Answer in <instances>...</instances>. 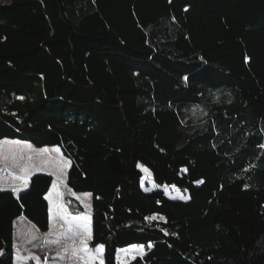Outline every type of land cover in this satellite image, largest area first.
Returning <instances> with one entry per match:
<instances>
[{"label": "trees", "instance_id": "trees-1", "mask_svg": "<svg viewBox=\"0 0 264 264\" xmlns=\"http://www.w3.org/2000/svg\"><path fill=\"white\" fill-rule=\"evenodd\" d=\"M1 1L0 140L60 148L105 264H264V0ZM53 179L0 191V264L20 216L49 230Z\"/></svg>", "mask_w": 264, "mask_h": 264}, {"label": "snow or ice", "instance_id": "snow-or-ice-1", "mask_svg": "<svg viewBox=\"0 0 264 264\" xmlns=\"http://www.w3.org/2000/svg\"><path fill=\"white\" fill-rule=\"evenodd\" d=\"M20 99H23V97ZM260 147L264 148V145ZM51 153L58 155L54 157ZM59 154V147L52 149L47 147L35 148L31 143L20 140H0V191H4L7 186L13 193H19L28 187L31 177L36 172L47 170V174L54 177V179L52 180L50 192L44 197L49 204V233L46 235H52L59 224V227L66 229L65 235L73 240L74 245L77 239L79 241L78 246H74L71 251V258L74 264L76 261H82L83 264H105V245L99 244L95 247H90L89 242L93 239L90 216L85 213L72 215L69 213L65 203L62 202V193L59 191V187L65 184L66 171L71 166V161L64 159ZM36 161L39 162L40 166L44 167L38 166L35 163ZM15 169H19V173L14 171ZM144 171L147 172L148 170L144 169ZM5 173L11 179V182L7 183V185L4 179ZM199 183H202V181ZM52 191L56 192L55 200L51 198ZM145 191H148V189H145ZM83 195L87 197L91 194L85 193ZM180 198L187 199L185 196ZM83 206L85 209L90 207L87 203H83ZM146 219L154 220L156 217L153 216ZM61 221L62 223H60ZM131 247L136 248L137 246L133 245ZM142 249L143 246H140L137 251L142 254ZM129 251V249L119 250L117 254L118 264H128L126 259L121 258L120 253L127 257ZM17 258L19 259V257Z\"/></svg>", "mask_w": 264, "mask_h": 264}, {"label": "rangeland", "instance_id": "rangeland-1", "mask_svg": "<svg viewBox=\"0 0 264 264\" xmlns=\"http://www.w3.org/2000/svg\"><path fill=\"white\" fill-rule=\"evenodd\" d=\"M11 1L12 0H2L1 3H8ZM22 142H25V141H22ZM27 143H29V142H27ZM56 147L57 146L47 147V148H56ZM35 148H37V147H35ZM59 155L63 156L61 150H60ZM63 158L66 159L64 156H63ZM66 160H68V159H66ZM35 163H37V165L40 166L38 161H36ZM40 167H44V166H40ZM139 168L143 173L142 187L144 190L148 189V191H152V190H156V189H162L166 193V195L172 199H179V200H188L189 199L188 192L181 191L179 188H176L174 186H166V185L165 186H159L154 182L153 177L151 175V172L145 166L140 165ZM144 169H147L148 171L145 172ZM67 172H68V169L66 171L65 184L60 185V187H59V191L62 193L63 198H64V196H71V195H69L71 192L67 188L68 187L67 182H66L67 181L66 180L67 179ZM37 173L47 174V170L46 171H38V172H36V174ZM181 196H185V197H187V199H181L180 198ZM73 197H75V196L73 195ZM51 198L53 200L56 199V192L55 191H52ZM76 199L78 200V198H76ZM86 199L83 202L89 204L90 207L85 209L84 213L89 215L90 217H92V215H91L92 195L87 196ZM81 204L83 205V203H81ZM155 217H156V219L162 218L159 216H155ZM90 227L92 230V224H90ZM60 229H61V227H59V224H58L57 229L53 231V234L48 235V236H52L53 238L48 239V241H47L48 246L44 250H42V248L40 247L39 244L43 241V239L45 237L44 236L45 232H42L43 234H37L36 235V234L32 233V231H30L29 229H21L19 227V223H17V227L15 230V258H14V263L15 264H74V262L71 258V251H72V248L74 246H78L79 241L77 239L76 244L74 245L73 240L69 239L68 237L55 239V237H54L55 233H58V232L61 233L59 231ZM33 237H35V239H33ZM135 246H137V247L132 248L131 246H129L126 248H122V249H129L130 251H129L127 257H125L123 255V253H120L121 258L126 259L129 263L130 261L133 260V257L136 258L137 256H142L145 254L146 245H135ZM140 246H143L142 254L137 251V249H139ZM119 250H121V249H119ZM119 250H118V252H119ZM17 257H19V259ZM75 264H83V262L82 261H76Z\"/></svg>", "mask_w": 264, "mask_h": 264}, {"label": "crops", "instance_id": "crops-1", "mask_svg": "<svg viewBox=\"0 0 264 264\" xmlns=\"http://www.w3.org/2000/svg\"><path fill=\"white\" fill-rule=\"evenodd\" d=\"M3 140H5V139H3ZM7 140H11V139H7ZM70 168V167H69ZM69 168H68V170H69ZM14 171H16L17 173H19V169H15ZM67 174H68V172H67ZM4 179H5V182H6V185H7V183H10L11 182V179H10V177L7 175V173H5L4 174ZM31 180V179H30ZM67 180V179H66ZM29 185H30V183H29ZM29 185H28V187H29ZM27 187V188H28ZM26 188V189H27ZM68 188V190L71 192L69 195H71L72 197H73V193H75V197L74 198H78V201L80 202V203H84L83 201L87 198H85V196L83 195V194H85V193H76V192H74L72 189H70L69 187H67ZM26 189H23L22 191H20L19 193H21V192H23V191H25ZM5 190H11L10 188H7V186H6V188H5ZM19 193H16V194H19ZM77 196V197H76ZM62 199H63V197H62ZM87 200V199H86ZM63 201V200H62ZM68 209V208H67ZM85 209V208H84ZM69 211V210H68ZM85 212V211H84ZM70 213V212H69ZM71 214V213H70ZM72 215H77V214H72ZM90 219H91V224H92V217H90ZM17 223H19V227L21 228V229H29L30 231H32V233H34V234H43L42 233V231L36 226V225H34L32 222H30L25 216H20L16 221H15V230H16V227H17ZM60 223H62V221L60 222ZM61 233H55V239H58V238H64V237H68L67 235H65V232H66V229L65 228H61L60 230H59ZM47 233H49V230L47 231V232H45L44 233V239H43V241L39 244L40 245V247L42 248V250H44L48 245V239L49 238H53L52 236H48V235H46ZM70 235V234H69Z\"/></svg>", "mask_w": 264, "mask_h": 264}, {"label": "bare ground", "instance_id": "bare-ground-1", "mask_svg": "<svg viewBox=\"0 0 264 264\" xmlns=\"http://www.w3.org/2000/svg\"><path fill=\"white\" fill-rule=\"evenodd\" d=\"M49 149H52V148H49ZM52 156L56 157L58 154L56 153H51Z\"/></svg>", "mask_w": 264, "mask_h": 264}]
</instances>
